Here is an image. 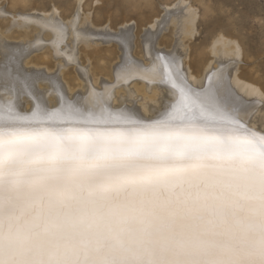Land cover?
Listing matches in <instances>:
<instances>
[{"label":"snow or ice","instance_id":"obj_1","mask_svg":"<svg viewBox=\"0 0 264 264\" xmlns=\"http://www.w3.org/2000/svg\"><path fill=\"white\" fill-rule=\"evenodd\" d=\"M172 84L154 116L0 108V264H264V130Z\"/></svg>","mask_w":264,"mask_h":264},{"label":"bare ground","instance_id":"obj_2","mask_svg":"<svg viewBox=\"0 0 264 264\" xmlns=\"http://www.w3.org/2000/svg\"><path fill=\"white\" fill-rule=\"evenodd\" d=\"M85 6V0H76L69 15H64L68 8L57 5L28 13L0 6V23L6 19L0 24V108L52 109L76 100L93 109L105 105L154 116L177 98L175 81L194 93L211 89L215 110L252 130H264V82L260 75L240 71L248 54L238 38L217 33L200 51L201 71L193 70L189 41L198 14L188 0L167 4L165 13L141 30L128 20L115 32L109 23L95 25ZM170 27L172 42L166 48L160 39ZM112 43L120 51L115 63L106 54ZM51 60L58 67L53 73L48 70ZM70 65L71 75L65 73Z\"/></svg>","mask_w":264,"mask_h":264},{"label":"rangeland","instance_id":"obj_3","mask_svg":"<svg viewBox=\"0 0 264 264\" xmlns=\"http://www.w3.org/2000/svg\"><path fill=\"white\" fill-rule=\"evenodd\" d=\"M178 0H85L86 9L93 12V22L97 26L111 24L112 32L117 31L125 21L136 23L139 30L165 13L167 4ZM197 10L196 33L189 41L191 46L192 68L200 72V51L222 32L238 38L245 49V59L240 62V71L248 77L260 75L264 82V0H188ZM76 0H0V6L11 13L42 12L52 10L54 5L68 8L64 15H69ZM68 4V5H66ZM61 10V8H60ZM63 10V9H62ZM2 26L6 23L3 20ZM141 32V31H140ZM144 31L140 33L143 34ZM172 42V27L164 32L160 44L169 48ZM136 52L141 55V45L137 42ZM118 52L112 43L107 51L108 61L116 62ZM112 60V61H111ZM115 61V62H114ZM55 60L50 61L48 70L57 71ZM251 70L255 71L251 74ZM57 73V72H55ZM73 73V66L65 70ZM69 75V76H70Z\"/></svg>","mask_w":264,"mask_h":264}]
</instances>
